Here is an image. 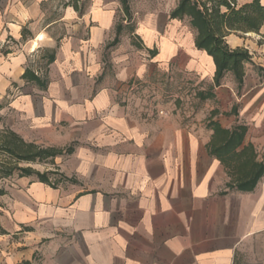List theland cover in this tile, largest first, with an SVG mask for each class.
Returning <instances> with one entry per match:
<instances>
[{
	"label": "crops",
	"instance_id": "1",
	"mask_svg": "<svg viewBox=\"0 0 264 264\" xmlns=\"http://www.w3.org/2000/svg\"><path fill=\"white\" fill-rule=\"evenodd\" d=\"M54 1L0 0V129L73 147L46 168L62 178L55 186L0 178V264H264V178L229 190L206 148L214 109L223 128L243 123L246 142L264 145L251 137L264 126V24L226 37L251 55L242 86L226 74L184 117L146 112L133 96L173 68L213 83L212 58L170 18L178 0H128L130 19L120 0ZM118 24L128 34L107 47Z\"/></svg>",
	"mask_w": 264,
	"mask_h": 264
},
{
	"label": "trees",
	"instance_id": "2",
	"mask_svg": "<svg viewBox=\"0 0 264 264\" xmlns=\"http://www.w3.org/2000/svg\"><path fill=\"white\" fill-rule=\"evenodd\" d=\"M80 0H70L71 5L78 10ZM124 16L130 19L128 0H120ZM171 19L186 20L194 31L196 49L206 52L215 65L213 83L205 90L195 93L198 101L214 100V88L222 84L225 75L230 73L237 86L241 87L245 77V64L251 63V55L243 47L231 48L226 37L230 34L242 35L259 33L264 24V5L261 0H178L176 7L170 13ZM123 27L116 26V36L107 46H115ZM47 63L54 60V54H46ZM24 79L40 82L29 69L23 74ZM219 111L210 112L206 128L212 131L206 148L211 156L224 167L227 176L226 188L241 192L253 191L264 178V160L259 157L254 145L246 142L248 127L236 124L231 128H223L218 121L213 120ZM229 115H237L234 106ZM73 147L55 148L43 147L31 142H25L8 128L0 129V178H8L13 174L19 176H34L38 181L55 186L62 178L57 172H39L30 166L20 164H53L55 157L71 154ZM51 175H57L55 182ZM2 191L0 190V194Z\"/></svg>",
	"mask_w": 264,
	"mask_h": 264
},
{
	"label": "rangeland",
	"instance_id": "3",
	"mask_svg": "<svg viewBox=\"0 0 264 264\" xmlns=\"http://www.w3.org/2000/svg\"><path fill=\"white\" fill-rule=\"evenodd\" d=\"M62 0L54 1L51 5H61ZM145 14L139 13V17ZM129 29L123 28L120 35H127ZM264 64L263 62H260ZM259 68V72L264 76V67ZM202 87H207L206 83L200 82L197 77L187 74L177 69L164 71L163 75L155 82L142 83L138 90L133 93L135 101L144 111L162 110L169 113H180L182 116H190L196 107L201 103L195 97V93ZM255 131L251 132V137L261 138L264 136V126L260 124L254 126ZM259 155L264 158V145L259 150ZM20 166H30L39 172H46L49 164H25Z\"/></svg>",
	"mask_w": 264,
	"mask_h": 264
}]
</instances>
